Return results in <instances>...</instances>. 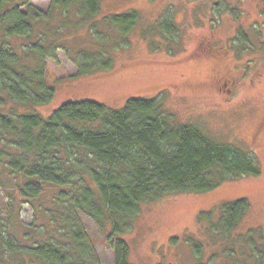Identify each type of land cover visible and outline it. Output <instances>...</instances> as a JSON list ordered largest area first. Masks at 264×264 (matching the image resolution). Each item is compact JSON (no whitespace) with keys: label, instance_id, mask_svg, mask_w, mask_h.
<instances>
[{"label":"trees","instance_id":"16d2710c","mask_svg":"<svg viewBox=\"0 0 264 264\" xmlns=\"http://www.w3.org/2000/svg\"><path fill=\"white\" fill-rule=\"evenodd\" d=\"M29 1L0 0V105L12 104L0 114V183L13 184L15 197L35 213L24 224L12 214L3 219L0 212V264H101L82 215L101 230L108 225L105 244L113 250V264H135L129 261V244L119 236L130 228L141 203L169 193L209 191L260 173L252 152L218 142L194 123L178 122L161 97H130L115 108L92 99L69 100L42 117L35 107L55 92L45 79L46 59L56 61L62 47L77 76L110 70L111 50L128 44L141 14L130 9L101 19L118 34L108 49L109 34L91 22L100 0L62 4L65 12L71 5L82 24L97 33L98 48L72 47L49 42V29L33 39L37 26H48L51 11ZM155 30L172 41L166 43L171 53L180 31L172 15L156 19L142 35ZM13 36L28 42L23 52L15 50ZM248 209L249 202L237 198L221 205L216 220L200 213L209 238L220 243L211 260L264 264V231H237Z\"/></svg>","mask_w":264,"mask_h":264},{"label":"rangeland","instance_id":"374dc122","mask_svg":"<svg viewBox=\"0 0 264 264\" xmlns=\"http://www.w3.org/2000/svg\"><path fill=\"white\" fill-rule=\"evenodd\" d=\"M70 1L57 0L54 5L52 0L29 1L42 12L51 11L48 26H37L33 39L49 29V42L98 48L92 25H83L71 5L69 12L61 9ZM130 9L139 11L141 21L128 35L126 46L111 50V69L77 76V67L59 47L56 61L46 59L45 79L54 88V97L35 110L47 117L69 100L92 99L115 108L130 97H161L164 109L178 122L194 123L216 141L252 152L260 166L258 175L239 176L205 192L169 193L141 203L130 228L119 236L129 244V261L135 264H226L211 260L220 243L211 241L207 220L200 221L199 216L207 213L216 220L224 202L245 198L249 209L237 231L248 227L264 231V133L259 134L264 120V0H100L91 22L97 21V28L109 34L108 49L118 34L101 19ZM167 14L180 30L171 53L166 43L172 41L159 31L142 35L145 27ZM200 41H211L218 52L197 55ZM10 42L19 53L28 44L18 36ZM219 76L229 79L226 85L217 82ZM8 105L12 104L0 105V114ZM15 196L13 184L0 183L3 219L12 214L17 222L30 224L35 211ZM82 220L100 263L113 264V250L105 244L108 225L101 230L89 217L82 215ZM194 242H199V249Z\"/></svg>","mask_w":264,"mask_h":264},{"label":"flooded vegetation","instance_id":"af4514ba","mask_svg":"<svg viewBox=\"0 0 264 264\" xmlns=\"http://www.w3.org/2000/svg\"><path fill=\"white\" fill-rule=\"evenodd\" d=\"M197 50H196V54L197 55H200V54H203V53H209V54H215V53H217L218 52V50L217 49H214L212 46H211V41H206V42H201L200 41V43H198V45H197V48H196ZM218 79H217V82L219 83V82H223V85H226V82L227 81H229V79L228 78H226V77H217ZM230 82H232V80L230 81ZM259 131L261 132V133H259V134H262V133H264V120H263V122H262V124L260 125V129H259Z\"/></svg>","mask_w":264,"mask_h":264}]
</instances>
